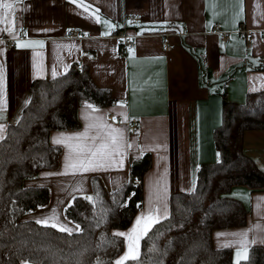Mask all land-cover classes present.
Listing matches in <instances>:
<instances>
[{
    "label": "crops",
    "instance_id": "crops-1",
    "mask_svg": "<svg viewBox=\"0 0 264 264\" xmlns=\"http://www.w3.org/2000/svg\"><path fill=\"white\" fill-rule=\"evenodd\" d=\"M84 3L92 6L89 12L71 0H21L18 4L15 15L19 40L0 32V65L4 69L7 100L5 118L0 123L7 131L8 125L19 119L29 102L34 80L65 73L74 63L89 68L98 87L109 89L114 96L109 105L93 104L100 110L93 115L106 114L107 122L121 129L133 148L126 151L123 168L114 166L76 176L48 175L64 170L68 149L59 146L57 167L43 169L25 180L29 185L46 186L50 195L46 205L25 218L37 222L51 216L55 209L57 223L74 229L77 224L65 216V207L75 196H92L91 178L99 176L109 189L119 187L130 179V157L150 152L152 166L144 174L143 208L129 227L117 230L127 233L137 217L147 212L150 196L155 204L157 195L163 196L166 189L168 215L172 192L193 191L198 166L218 161L213 137L214 129L222 122L223 92L230 100L241 102L249 93L264 90V0H242V15L241 0ZM95 9H99V23L93 15ZM137 12L142 13L143 21L128 29L136 40L122 54L114 34L124 27L127 15ZM105 19L117 25L107 36L103 35L107 31ZM241 27L250 31V40L238 32ZM75 28L82 29L80 35L68 37L67 32ZM220 32L229 34V39L223 40ZM29 40L43 41L44 47L16 46ZM165 43L170 46L169 51H165ZM85 103L89 102L81 100L77 106L80 127L51 131L52 144L53 138L61 134L85 131L88 121L84 115L91 112L85 109ZM131 119L139 122L136 134L131 133ZM93 134L95 130L89 132L90 136ZM244 145L245 154L264 172V129L249 130ZM230 194L248 205V220L242 226L214 229L212 241L217 248H230L236 261L240 237L218 238L217 234L247 232V255L253 245L264 246V190L251 192L242 185L234 186ZM124 242L125 250L120 256L127 250L125 237ZM226 244L229 246L224 247Z\"/></svg>",
    "mask_w": 264,
    "mask_h": 264
},
{
    "label": "trees",
    "instance_id": "trees-1",
    "mask_svg": "<svg viewBox=\"0 0 264 264\" xmlns=\"http://www.w3.org/2000/svg\"><path fill=\"white\" fill-rule=\"evenodd\" d=\"M89 72L74 63L65 73L34 80L22 115L0 140V264H114L125 250L124 237L114 233L129 227L143 208L150 152L130 157V179L119 187L109 189L93 176L95 204L82 195L72 198L65 216L80 225L79 231L69 234L25 218L50 198L46 186L25 182L57 167L61 152L50 132L80 127L81 100L97 106L114 102L109 89L98 87ZM226 95L224 91L222 122L213 137L218 161L198 166L193 191L172 192L167 218L141 238L139 261L126 264H235L230 248L215 247L212 235L216 228L248 220V205L230 194L234 186L264 190V172L244 152L246 133L264 129V90L241 102ZM240 264H264V246L253 245Z\"/></svg>",
    "mask_w": 264,
    "mask_h": 264
},
{
    "label": "snow or ice",
    "instance_id": "snow-or-ice-1",
    "mask_svg": "<svg viewBox=\"0 0 264 264\" xmlns=\"http://www.w3.org/2000/svg\"><path fill=\"white\" fill-rule=\"evenodd\" d=\"M21 0H0V32H5L12 36L14 40H19L17 33L16 15L15 9ZM72 3L76 4L78 8H82L84 12H89L92 9L90 4L84 3V0H71ZM242 0H241V13L242 15ZM95 20L97 23L101 22V17L99 15V9H95L93 12ZM107 31L103 35L107 36L115 30L117 25L112 24L109 20H103ZM0 44L3 41L0 40ZM18 48H43V41L29 40L27 43H17ZM133 50L130 48L129 52ZM0 55L3 52L0 51ZM68 66H65L67 70ZM53 76L56 75L55 70H53ZM121 108L124 107L123 103L119 105ZM85 109H91V112H86L84 119L88 121L85 131L82 133H77L75 135H64L61 134L58 137L53 138V144L58 146H64L68 149V154L65 156L64 170L61 173H50L48 175H68L73 176L83 175L85 173L97 170H107L111 167L123 168L126 158V151L133 148L132 143H128L124 138V133L121 129L114 127L112 124L107 122L106 114L101 113L99 116L93 115L98 113L100 110L91 103H85ZM7 108V100L5 93V77L3 65H0V121L5 118V111ZM116 117L113 116V121L115 122ZM91 130H95V134L89 135ZM6 127L3 123H0V140L4 139V134ZM124 149L122 151L121 149ZM194 187V185H193ZM77 191H83L82 188H77ZM85 199L90 202L93 201V197L85 195ZM166 198V189L164 195H157L156 203L153 204L152 197H149V207L147 212H142L140 216L137 217L135 221V226L130 230V232H116L114 235L123 236L127 241L126 252L114 261V264H126L127 261H139L140 259V240L144 235L151 230V228L159 223L162 219L167 218V205L164 203ZM71 201H69V206ZM126 206V205H125ZM139 207V205H138ZM106 214V213H105ZM57 216L55 214V209H53V214L49 217L37 220V223L49 225L54 228H58L62 232H68L72 234L73 231H79L80 225H75V228H69L64 224L57 223ZM256 227H259L258 225ZM232 235L239 236L238 241L240 247L236 252V262L235 264H240L241 260H247V232L245 233H218V238ZM254 242V241H253ZM227 247L229 245H223ZM21 264H26L25 261H21Z\"/></svg>",
    "mask_w": 264,
    "mask_h": 264
},
{
    "label": "built area",
    "instance_id": "built-area-1",
    "mask_svg": "<svg viewBox=\"0 0 264 264\" xmlns=\"http://www.w3.org/2000/svg\"><path fill=\"white\" fill-rule=\"evenodd\" d=\"M126 24L124 25V27H122L121 29H119L114 36L119 39V52L124 54L127 50L128 47L132 46L133 43H135V36L133 34H130L128 32V29L131 26H135L138 25L139 23H141L143 21V16L142 13H133V14H129L126 16L125 18ZM82 29L81 28H75L73 30H69L67 32V36L68 37H74V36H78L80 35ZM239 33L244 34L246 36V40H250L251 38V34L250 31L245 30L243 27H241L238 30ZM221 38H223V40H228L229 39V34L226 33H221ZM164 49L165 51H169L170 50V46H168L166 43L164 44ZM130 130L132 134H136L139 131V122L136 119H131L130 120Z\"/></svg>",
    "mask_w": 264,
    "mask_h": 264
}]
</instances>
